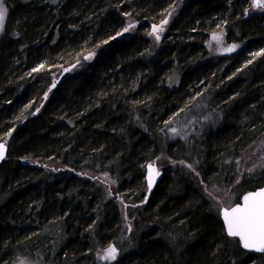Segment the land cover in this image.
I'll list each match as a JSON object with an SVG mask.
<instances>
[{"label":"trees","instance_id":"1","mask_svg":"<svg viewBox=\"0 0 264 264\" xmlns=\"http://www.w3.org/2000/svg\"><path fill=\"white\" fill-rule=\"evenodd\" d=\"M4 3L0 264H101L110 244L119 255L106 264H264L227 238L216 200L233 206L264 182V9ZM166 12L156 41L148 28ZM200 90L217 119L200 138H167L162 123ZM152 162L162 170L148 192Z\"/></svg>","mask_w":264,"mask_h":264},{"label":"snow or ice","instance_id":"2","mask_svg":"<svg viewBox=\"0 0 264 264\" xmlns=\"http://www.w3.org/2000/svg\"><path fill=\"white\" fill-rule=\"evenodd\" d=\"M252 6L254 8L264 9V0H252ZM6 14V9L3 4L0 3V24L3 23ZM170 15V14H169ZM167 19L161 22L160 26H153L152 32L149 35L155 37L156 41L160 40V33L163 32V25L167 24ZM134 25H129L124 31H129ZM119 35V34H118ZM213 39L218 43L220 37L213 35ZM236 46H230L225 51H234ZM91 55L85 56L84 59H91ZM256 55H259L257 53ZM44 66L40 65L38 68H34L33 72L40 71ZM68 69H65L67 71ZM55 83L53 84V87ZM51 90V89H50ZM49 90V91H50ZM39 111V109H37ZM173 132L176 130L173 129ZM5 145L0 144V160L4 158ZM191 167V165H189ZM253 171V169H248ZM159 175V172L152 165H148V188L149 191L155 181V178ZM224 227L229 237L239 238V242L245 249L255 250L257 252H264V188L256 192L248 193L243 197L241 204L232 207L230 210H224L222 212ZM118 255L117 249L114 246H109L100 257L101 260L114 261Z\"/></svg>","mask_w":264,"mask_h":264},{"label":"rangeland","instance_id":"3","mask_svg":"<svg viewBox=\"0 0 264 264\" xmlns=\"http://www.w3.org/2000/svg\"><path fill=\"white\" fill-rule=\"evenodd\" d=\"M0 3H2L3 7L6 9L4 0H0ZM251 8L255 9L253 6H251ZM258 9H260V8H258ZM162 15L163 14H160V20H157L154 23L153 22L151 23V26H149V28H148L149 32H152L154 25L160 26L162 21H164L165 19H167V21L169 20L168 19V17H169L168 12H166V15H164V17L161 19ZM4 21H5V17H4L3 23L0 24V36L2 35L3 29H4ZM216 21L218 24L221 22L219 19ZM165 26H166V24L163 25V29L165 28ZM162 33H160V39L162 37ZM254 57H256V56L255 55L251 56V58H254ZM201 94H203L201 90L193 93L191 96L192 100L190 101V103H188L186 105V107L182 108V110H179L176 113H173L168 119H166L162 123L161 128H163V126L165 127V133L166 134H164V135H166L167 138L173 139V140H181V141H188L189 139L200 138L201 132L204 130V128L206 126L210 125L209 121H215L217 119L215 116H212V117L205 116L206 113H204L202 115L204 108L207 106V102H203V103L201 102L203 99L200 100L199 97L204 96ZM199 102H201V103H199ZM173 129H175L176 131L173 132L172 131ZM7 138H8V136H7ZM152 164L154 165V167L156 168V170L160 174L161 170H162L160 168L161 166L157 165L154 162H152ZM222 198H223V196L216 198V200L218 201V208L219 209L221 207H231L232 206V204L226 206V203L229 201V199L228 200L226 199V196L224 197V199H222ZM109 246L110 245H108V247ZM106 249L103 250V253ZM117 252H118V250H117ZM102 255L103 254H101V256ZM118 255H119V253H118ZM118 255H117V257H118ZM96 256H97V258L101 264H106L107 262H113V261L101 260L99 258L98 254Z\"/></svg>","mask_w":264,"mask_h":264},{"label":"water","instance_id":"4","mask_svg":"<svg viewBox=\"0 0 264 264\" xmlns=\"http://www.w3.org/2000/svg\"><path fill=\"white\" fill-rule=\"evenodd\" d=\"M0 144H4L5 145V154H4V158L6 157V154H7V148H8V146H7V144L4 142V141H0ZM4 158L2 159V160H0V163L4 160ZM149 164H152V163H148V164H146V166H145V174H144V179H145V181H146V185H147V190L149 191V188H148V165ZM153 165V164H152ZM154 166V165H153ZM160 177H161V173L155 178V181H154V183H153V185H152V188H151V190L154 188V186L156 185V183L158 182V180L160 179ZM261 188H264V182H263V184H262V186L261 187H258V188H256L255 190H251V191H247L246 193H244L241 197H240V201H239V203L238 204H241L242 202H243V197L245 196V195H247L248 193H251V192H256V191H258V190H260ZM150 190V191H151ZM238 204H236V205H238ZM236 205H234V206H232V207H235ZM232 207H221L219 210V212H220V215H221V219H222V222H223V224H224V221H223V216H222V212L224 211V210H230ZM224 230H225V227H224ZM225 233L227 234V232H226V230H225ZM238 240H239V238H237ZM240 246H241V248L244 250V251H246V252H249V253H264V252H257V251H255V250H250V249H245V248H243L242 247V245L240 244Z\"/></svg>","mask_w":264,"mask_h":264},{"label":"flooded vegetation","instance_id":"5","mask_svg":"<svg viewBox=\"0 0 264 264\" xmlns=\"http://www.w3.org/2000/svg\"><path fill=\"white\" fill-rule=\"evenodd\" d=\"M262 186V185H261ZM260 186V187H261ZM148 192H150V191H148ZM240 201V200H239ZM239 203V202H238ZM238 203H236V204H238ZM236 204H234V205H236ZM232 207V206H231ZM220 211V210H219ZM219 220H220V222H221V225H222V229H223V231H224V234L227 236V238H231V239H234L235 241H238V243H239V245H240V242H239V240L237 239V238H233V237H229L226 233H225V230H224V224H223V222H222V219H221V215H220V212H219ZM241 247V246H240ZM246 252V251H245ZM254 254H264V253H254Z\"/></svg>","mask_w":264,"mask_h":264},{"label":"bare ground","instance_id":"6","mask_svg":"<svg viewBox=\"0 0 264 264\" xmlns=\"http://www.w3.org/2000/svg\"><path fill=\"white\" fill-rule=\"evenodd\" d=\"M196 87V86H195ZM5 198H6V196H5ZM5 201V200H4ZM62 241V240H61ZM111 245V244H110Z\"/></svg>","mask_w":264,"mask_h":264}]
</instances>
